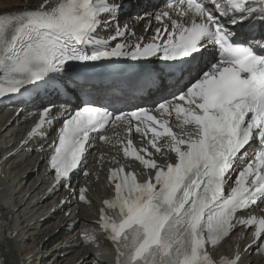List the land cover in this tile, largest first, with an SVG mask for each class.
I'll list each match as a JSON object with an SVG mask.
<instances>
[{
	"label": "snow or ice",
	"instance_id": "obj_1",
	"mask_svg": "<svg viewBox=\"0 0 264 264\" xmlns=\"http://www.w3.org/2000/svg\"><path fill=\"white\" fill-rule=\"evenodd\" d=\"M124 6V0H40L0 14V97L43 89L79 102L64 108L53 141L49 163L58 181H70L91 133L126 119L138 122L136 132L151 133L148 142L162 158L174 154L158 163L131 140L123 146L125 157L154 175L141 182L122 165L110 172L114 196L103 201L100 225L115 246V264H238V252L216 261L208 246L237 225L254 226V242L264 241V218L237 215L264 201V0H168V10L152 13L161 26L151 40L134 42L135 33L119 22ZM113 24L114 33L101 37ZM120 59L162 65L143 68L130 85L172 89L171 99L129 112L81 100L89 77L73 64ZM52 108H43L30 135L54 122ZM173 114L181 134L163 119ZM160 138H167L163 145ZM79 199L86 200L84 189ZM257 249L264 251V242Z\"/></svg>",
	"mask_w": 264,
	"mask_h": 264
},
{
	"label": "bare ground",
	"instance_id": "obj_2",
	"mask_svg": "<svg viewBox=\"0 0 264 264\" xmlns=\"http://www.w3.org/2000/svg\"><path fill=\"white\" fill-rule=\"evenodd\" d=\"M39 2L40 0H0V13L25 5H36ZM8 119L0 115V150L5 143L11 142V139H15L21 133L22 127L7 124ZM31 164L32 160L29 158L19 160L12 158V162H9L5 169L4 178L0 180L3 187L0 189V206L6 207L7 204H11L12 207L17 208L16 220H11L7 226L19 232L10 241H0V253L1 257H4L2 264H21L20 258L26 253L33 254V259L28 264H67L66 260L70 258H73V262L83 258L81 264H112L108 256L111 248H97L91 246L92 244H83L76 250L71 249L72 255L69 253L67 257L64 256L66 258H60V252L66 251L65 238L52 243L43 241L53 229L44 228L38 222L30 224L35 219V213L38 212V206L32 203V198L41 186V183H38V175L35 178V166ZM3 241L5 242L2 243ZM29 248L28 253L26 251Z\"/></svg>",
	"mask_w": 264,
	"mask_h": 264
}]
</instances>
